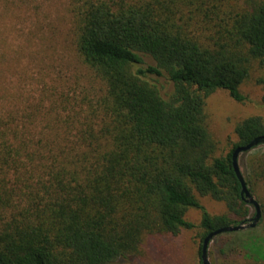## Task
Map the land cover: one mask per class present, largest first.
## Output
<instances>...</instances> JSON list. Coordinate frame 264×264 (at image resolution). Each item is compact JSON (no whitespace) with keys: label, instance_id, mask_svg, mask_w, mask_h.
Listing matches in <instances>:
<instances>
[{"label":"trees","instance_id":"1","mask_svg":"<svg viewBox=\"0 0 264 264\" xmlns=\"http://www.w3.org/2000/svg\"><path fill=\"white\" fill-rule=\"evenodd\" d=\"M69 11L77 52L103 88L81 97L87 109L66 104L75 95L0 105V264H117L150 234L194 227L202 264L204 236L249 213L232 149L264 134L262 117L246 116L215 155L205 98L220 88L245 99L241 83L254 62L264 67V0H69ZM255 81L264 104V73ZM249 168L251 193L264 152ZM197 194L227 213L210 214Z\"/></svg>","mask_w":264,"mask_h":264},{"label":"rangeland","instance_id":"2","mask_svg":"<svg viewBox=\"0 0 264 264\" xmlns=\"http://www.w3.org/2000/svg\"><path fill=\"white\" fill-rule=\"evenodd\" d=\"M74 39L69 0H0V105L24 109L43 99L47 106L53 98H58L60 103L59 99L75 95L76 100L69 99L66 104L87 109L81 97L96 98L103 84L81 61ZM263 73L264 67L254 62L249 76L240 85L243 101L232 99L220 88L205 98L207 129L217 144L215 155L227 152L237 140L234 126L239 120L259 115L264 121L262 89L255 81ZM158 80L164 89L170 88L164 77ZM262 152L264 143L239 154L238 165L243 175L250 170V159ZM251 194L259 203V220L253 227L212 237L207 247L210 264L220 258L235 264H250L264 257V179L253 186ZM197 196L210 214L227 213L224 202L209 195ZM254 212L250 204L247 219ZM200 216L197 208H189L185 214L196 225ZM247 219L244 221L248 222ZM199 231L194 227L183 228L177 234H150L144 239L140 255L121 258L117 264H197Z\"/></svg>","mask_w":264,"mask_h":264},{"label":"water","instance_id":"3","mask_svg":"<svg viewBox=\"0 0 264 264\" xmlns=\"http://www.w3.org/2000/svg\"><path fill=\"white\" fill-rule=\"evenodd\" d=\"M261 143H264V134L257 135L255 137H253L251 140H249L245 144H240V145L235 146L231 152V160H232L233 170H234V172H235V174L239 180V183H240V194L243 197V199L245 200V202L252 204L254 206V208H255L254 215L247 219V220H249L248 222H245L244 220H242L237 224H229V225L218 227L216 229L209 231L204 236L203 241H202V247H201V262H202V264H210L209 259H208V254H207V247H208V243L212 239V237H214L215 235H217L219 233H223V232H227V231H234V230L243 229L246 227H253L256 225L257 221L259 220V217H260L259 203L253 197V195L250 193V191L248 189V186L245 182L244 176H243V174L239 168V165H238V156L241 152L248 151L251 148H253L256 145L261 144Z\"/></svg>","mask_w":264,"mask_h":264}]
</instances>
